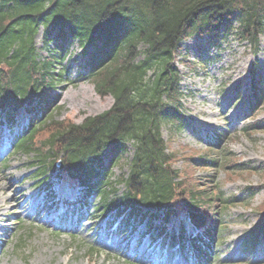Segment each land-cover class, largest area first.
Masks as SVG:
<instances>
[{
	"label": "trees",
	"instance_id": "obj_1",
	"mask_svg": "<svg viewBox=\"0 0 264 264\" xmlns=\"http://www.w3.org/2000/svg\"><path fill=\"white\" fill-rule=\"evenodd\" d=\"M41 25L44 48L49 50L45 58L35 44ZM221 28L226 34L235 29L241 40L258 47L264 33V0H1L0 117L12 126L18 110L25 108L29 124L15 136L18 150L40 152L36 159L43 174L53 163L50 158L58 157L64 179L83 182L89 192L103 194L106 211L137 220L148 216L144 207L154 209V216L162 211L166 222L185 214L198 227L209 223L203 232L207 240L201 235L192 239L195 257L206 258L217 243L216 229L223 224L220 207L237 197L226 196L215 176H196L199 167L215 171L220 164L217 156L208 161L187 158L185 166L177 167L162 127L169 123L181 130L188 125L175 62L181 41ZM54 31L62 39L68 31L85 52L92 48L89 77L101 96L114 97L108 110L80 124L56 123L47 115L51 93L68 71L63 45L49 47ZM56 65L61 66L58 72ZM36 97L39 106L33 104ZM224 136L211 141V149H220ZM130 141L135 151L124 179L126 191L119 199L110 198L105 152L113 146L118 155ZM110 161L111 166L116 163ZM259 232L264 234V229L245 239L246 247L256 245Z\"/></svg>",
	"mask_w": 264,
	"mask_h": 264
},
{
	"label": "rangeland",
	"instance_id": "obj_2",
	"mask_svg": "<svg viewBox=\"0 0 264 264\" xmlns=\"http://www.w3.org/2000/svg\"><path fill=\"white\" fill-rule=\"evenodd\" d=\"M43 42L41 28L36 45L40 54L46 56ZM57 42L61 43L60 40ZM62 43L69 69L65 81L55 91L58 98L53 101L48 116L56 123L64 120L81 123L86 117L109 109L114 99L96 92L88 77V54L84 53L80 43L70 36ZM179 60L181 90L189 125L183 130L164 125L163 136L168 149L176 154V166L182 168L187 158L211 157L214 153L208 149L209 140L213 134L225 131V145L220 152L230 153L231 163L215 171L198 168L195 173L199 177L213 174L225 194L240 197L229 207H220L226 226L223 234L218 235L220 245L206 264H258L264 260V242L246 249L243 239L257 226L264 213V34L258 49L240 40L235 32L228 37H224V32L214 36H195L182 43ZM259 87L263 98L260 96L259 104L252 112L249 104ZM19 120L15 133L27 124L23 116ZM11 135L9 128L0 123V176H18L17 188L36 192L41 198L46 193L47 183L59 195L70 197L69 200L78 195L77 189L59 182L55 171H51L45 180L44 177L41 179V171L33 165L34 155L17 150ZM47 136L48 133L41 135L40 140ZM126 147L127 151L111 170L112 180L116 182L114 189L119 194L125 189L120 181L127 176L134 153L131 142L126 143ZM112 155L110 150L109 156ZM237 164L242 165L239 170H234L232 166ZM88 201L82 210L84 214L71 215L68 212L64 226L59 221L61 216L54 213L49 225L37 220V213L26 217L17 210L9 212L6 218L12 222L6 225L3 234L0 233V264H190L186 253L173 254L165 243L152 241L146 229L148 224L142 221L136 223L134 231L121 234L120 231L116 233L115 227H109L104 240L99 241L113 216L98 212L97 205L101 200L97 195L93 194ZM15 202L8 206L16 205ZM43 205L44 202L40 206ZM64 210L65 206L62 207ZM180 218L171 220V229L177 230L183 225L191 227L185 217ZM79 221L83 223L81 229ZM116 241H119L118 247ZM124 247L126 252L123 253Z\"/></svg>",
	"mask_w": 264,
	"mask_h": 264
},
{
	"label": "bare ground",
	"instance_id": "obj_3",
	"mask_svg": "<svg viewBox=\"0 0 264 264\" xmlns=\"http://www.w3.org/2000/svg\"><path fill=\"white\" fill-rule=\"evenodd\" d=\"M0 233L3 234L7 228L6 225H9L12 221L10 218L7 219L6 216L9 212H18L22 216L32 217L34 212L41 208L40 212L37 215V219L41 221H46L47 223L53 222L52 212H57L58 208L56 205L47 204L46 206L41 207L43 203V198L39 197L36 192H24V187L20 189L17 188L18 181L16 180L18 176H0ZM49 199L52 200L54 192L49 190L48 192ZM10 197V199H8ZM15 202L16 205L8 206L10 202ZM80 229L83 224L82 221H79ZM106 232L99 236V241H103ZM125 239V238H124ZM126 245V244H125ZM115 246H119V241H116ZM121 252H126L125 247ZM135 253H133L134 255ZM132 255V256H133Z\"/></svg>",
	"mask_w": 264,
	"mask_h": 264
}]
</instances>
